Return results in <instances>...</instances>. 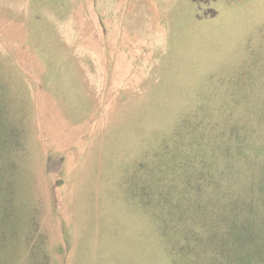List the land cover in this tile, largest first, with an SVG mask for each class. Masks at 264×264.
Here are the masks:
<instances>
[{
	"label": "rangeland",
	"instance_id": "rangeland-1",
	"mask_svg": "<svg viewBox=\"0 0 264 264\" xmlns=\"http://www.w3.org/2000/svg\"><path fill=\"white\" fill-rule=\"evenodd\" d=\"M235 214L260 251L264 0H0V264H234Z\"/></svg>",
	"mask_w": 264,
	"mask_h": 264
},
{
	"label": "trees",
	"instance_id": "trees-1",
	"mask_svg": "<svg viewBox=\"0 0 264 264\" xmlns=\"http://www.w3.org/2000/svg\"><path fill=\"white\" fill-rule=\"evenodd\" d=\"M235 216H236V214H235ZM263 219H261V221H260V225H259L260 227H264V220ZM224 220L228 222V225H227V223H223L224 226H222V228H218L217 230H216V226L214 225L215 222H212L213 223L212 224L211 223L212 220L210 218H207V220H206L207 222L211 223L210 224L211 226H208V227H210V228L212 227L211 229L215 230V231L214 230L212 231V236L209 237L211 239L212 245H218V243H219V245H221V248H222L221 251H225L224 250L225 246L232 248L234 250L233 251L234 256L232 258L229 257V259H232L234 264H244V263H246V264H253V263L254 264H264V228H261V230H260L261 240L258 242L259 243L258 249H261L260 251L256 250V253H254L255 251L249 248L248 252L245 254V253H243V249H242V247L245 246V243L243 245H241L242 241L245 240L244 238L246 235H248V236L253 235L252 231H253V228H254V226L258 220L253 217L251 220H248L246 224H244L241 219L239 220L238 216H236L234 218L230 217V218L224 219ZM220 223H222L221 220H220ZM220 223L218 224V226L220 225ZM204 230L206 231V229H204ZM221 239H223L222 242L220 241ZM195 243H196V241H195ZM187 247L189 249L191 246H187ZM205 247H207V245H205V246H203V245L194 246V248L192 247L189 250L192 253V260L193 261L197 260L198 264H202L205 252H201L200 250L202 248L205 249ZM193 253H195V255ZM208 253L209 252H206L205 256H207ZM226 259H228L226 255H223V257H221L220 260H221L222 264L225 261H227Z\"/></svg>",
	"mask_w": 264,
	"mask_h": 264
}]
</instances>
